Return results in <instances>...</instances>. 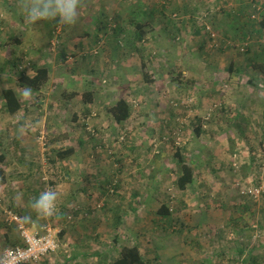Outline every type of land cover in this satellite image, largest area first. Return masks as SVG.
<instances>
[{"label":"rangeland","instance_id":"1","mask_svg":"<svg viewBox=\"0 0 264 264\" xmlns=\"http://www.w3.org/2000/svg\"><path fill=\"white\" fill-rule=\"evenodd\" d=\"M183 1L193 3L195 11L188 22L201 27L194 34L181 29L185 15L175 7ZM218 1L83 0L77 22L67 26L55 20L29 24L17 7V0H0V167L4 172V178L0 176V197L4 205L19 212L9 204L8 194L15 192L17 199L29 205L45 188L60 193L56 215L40 223L55 229L57 246L50 255L43 256H50L49 261L43 263L39 261L41 257L32 264H97L103 259L109 264L124 245H137L147 264H172L180 260L174 258L177 248L192 244L190 234L180 230L182 225L175 220L178 214L189 216L191 210L197 218L210 201L206 197L233 196L238 194L234 187L237 181L255 184L264 178V95L247 87L248 69L240 73L244 72L243 65L230 60L234 67L229 70L230 62L223 59L233 54L238 59L237 54L247 56L249 51H243L244 45L236 42H222L226 26L216 17V10L214 18L218 23H213L214 12L210 10L211 3L216 6L224 0ZM229 1L235 7L239 0ZM254 4L258 0H243L240 5L248 10L246 19L254 35L260 34L259 38L264 39V30H255L257 21L264 17V8L254 11ZM133 18L141 22L138 27ZM133 24L140 33L138 49L148 53L146 59L154 63L152 66L149 62V73L154 76L153 67L163 70L156 72L154 83L141 87L131 82L132 74L116 72L117 60L106 62L112 46L117 53L135 47L122 36L133 31ZM95 29L100 35L109 34V39L119 31L116 35L121 33V39L108 43L99 37L91 45L77 48L79 39ZM62 48L66 49L63 59L59 56ZM169 51L186 54L182 65L168 69L171 62L167 60L168 66L159 68L157 60L162 65ZM214 61L217 66L212 65ZM20 65L25 68L19 69ZM33 66H47V79L39 90L33 91L30 102L22 101L18 95L22 86L17 80L22 71L33 74ZM189 66L191 71L183 77L185 80L172 81L178 70ZM87 78H93L92 87L85 84ZM9 87L22 103L13 115L2 109L1 92ZM91 88L93 102L82 108L73 93ZM121 93L135 106L127 120L114 123L105 109ZM248 100L254 102L251 107ZM170 110V120L165 126L159 124L164 111ZM24 121L36 126L20 135L17 129ZM150 123L154 128H148ZM197 126L199 134L195 132ZM173 134L180 135V146L168 137ZM162 136L168 140L159 142ZM154 143L159 149L157 154ZM176 146L194 173L193 182L184 190L175 185L179 172L173 154ZM69 147L75 149L73 154L56 157L57 150ZM234 152L239 157L235 166ZM99 163L114 171L113 179L118 183L113 191L112 179L96 170ZM7 176L12 178L8 180L12 184ZM189 195H196L194 202L184 201ZM244 199L257 200L260 204L256 209L262 210L263 228L238 240L250 246L244 250L246 253H252L256 245H264V194L253 200ZM164 204L169 211L167 229L163 226L165 217L158 213ZM247 205L246 211L253 210L250 203ZM11 230L18 232L15 227ZM4 233L5 227L0 226V253L9 246ZM198 237L207 239L209 235ZM221 238L226 241L224 236ZM192 245L196 255L203 257L204 251ZM257 252L259 259L255 264H264V248ZM247 258L243 259L245 264Z\"/></svg>","mask_w":264,"mask_h":264},{"label":"crops","instance_id":"2","mask_svg":"<svg viewBox=\"0 0 264 264\" xmlns=\"http://www.w3.org/2000/svg\"><path fill=\"white\" fill-rule=\"evenodd\" d=\"M103 1H106V0H103ZM241 1L243 2V0H241ZM241 1L239 0L236 3V6L234 7L233 4L229 0H224L221 2L220 5L214 6L213 4L219 3L220 1L213 0V4L212 3L210 4V6H211L210 10L212 12H214L213 13V15H214L213 16V23L214 22L218 23V19H221V20H223L222 23L226 26L225 31H227V34L225 35V39L222 42L233 41L232 44L234 42H236V45H238V46L239 45L240 46L241 45H249V47L248 46L245 47V51H249V54H247V56L242 55V54H237V55H239L238 59H234V58H236L235 57L236 55L233 54L231 56L230 55L224 56L223 59H224V61H227L230 63L232 62L230 60H233V61L236 60L240 66L243 65V67H241V68L244 69V72H240V73H245L246 69H248V73H247L249 75L248 78L251 80H254L253 83L255 86H250V85H252V84H250L247 87L250 89H256V90L258 89L264 95V39L259 38L260 34L254 35L255 33L252 30V26L250 25V21H248L246 19V14H247L248 10L246 9L245 5H240ZM255 1H257V0H255ZM263 1L264 0H258V4H254L255 10L254 9L253 10L259 11L261 9V7L264 8ZM192 5H193V3H186L185 1H183V2H180L179 7H175V9H179V11H181V13H183L185 15V17H183L184 19L182 21L183 24L181 23V29L182 30L185 29V31L187 30V32H193L192 34H194L195 30H192L193 25H190L188 22L189 20H191V15H193V13L195 11V9H193ZM215 10L217 13L216 17L218 19L214 18L215 17ZM217 10H219V13H221V15H219ZM218 16H220V18ZM247 17H248V15H247ZM132 22L135 25H137V27L141 23L140 21L134 20V18H133ZM53 24H56V22H53ZM134 24H133V26H134L133 31L130 30V33L127 35L122 33V36H124L126 38V41L128 42V44H132V46L135 45V47H131V49H125L123 51L121 50L119 53H117L118 51H116L114 46H112V48L110 50V55L107 57V61H106V62H109L110 59H112L111 61L117 60V61H115L117 64V68H118V70L116 72L121 73L122 71H125L129 74H132V77H133V75L137 76L139 71L142 69L143 64L145 66V69L148 72H150L148 70L149 69V62L152 63V66L154 65V63L152 61H149L146 59V56L148 55V53H144L143 50L138 49V48H140L139 44H138L139 43L138 39L140 38V33H138V31L136 30ZM209 26H207V27H209ZM256 28H258V29L260 28L259 23L257 26H255V30H257ZM117 33H115V35L112 36L113 39H109V36H110L109 34L100 35L99 32L97 33V30L95 29L93 33L87 34L86 37H81L78 41L79 44H77L76 47L77 48H83L87 43L89 45H91L92 41L94 42L96 40V38H99V37H104V39L108 43L112 42V41L115 42L117 39L118 40L121 39L120 38L121 33L119 35H116ZM256 33H259V32L257 31ZM192 34H190V35H192ZM182 35H183V33H182ZM193 36L194 35H192V38H194ZM249 36L251 37V40H250ZM183 40H185V37L182 39V41ZM140 41L144 42L143 39H141ZM183 43L185 44V41ZM165 45L168 46L169 50L171 49L168 44H165ZM199 46H201V44ZM242 48H244V47H242ZM221 51H223V50H221ZM65 52H66V49L62 48V50L59 53V56L61 57V59H63L65 57V54H66ZM222 53H224V52H222ZM172 54L174 56H172ZM157 56H159V54ZM165 56H166V58L162 59V65L159 62V59L157 60V62H156L157 66L159 68H161L162 66H164L166 68L168 66L167 60H169L171 62V64L167 68L172 69L175 66V69H177L178 63L181 64V60H184V58L186 57V54L180 55V54L175 53V52L170 53V51H169L168 53H165ZM171 58H173V59L171 60ZM86 59L88 60L89 58L87 57ZM124 61H126L125 65L123 63ZM212 65L217 66V64H215V61L212 63ZM225 66L226 65H224V67ZM44 67L47 68V66H44ZM88 67L89 66H86L85 68H88ZM189 69L184 68V67L181 68L184 76L191 71L190 66H189ZM47 70H48V68H47ZM99 70H102L101 67L98 69V72H99ZM153 70L156 71L158 74L161 71H163L161 69H155L154 67H153ZM32 72L34 74V71H32ZM48 72H49V70H48ZM156 72L154 73V77L156 75ZM27 74L33 75V74H30L29 72H27ZM157 75H156L155 79L157 78ZM252 77H253V79H252ZM260 78H261V80H260ZM92 80H93V78L85 79V84L86 85L90 84L92 87ZM139 85H138V87H139ZM134 86H135V84H134ZM9 88H11V87H9ZM240 95H243V93L242 94L240 93ZM261 97H262L261 100H264V97L263 96H261ZM246 103L250 107L254 104V102L252 100L251 101L248 100V102H246ZM258 105H260V104L256 103V106H258ZM80 106L82 108H87V104L83 103V102H80ZM244 112L248 113L247 110ZM260 114H263V112L260 111ZM248 116H250V115H248ZM80 166H82V165H80ZM134 166L135 165H133V167ZM146 166H149V165L146 164ZM133 167L131 168V171L134 170ZM85 170H86V168H85ZM96 170L99 172L100 175L104 174V176H107L106 179L108 177H109L108 179H113L114 171H112V169L110 167L108 168L104 164L99 163L97 165ZM107 171H109L110 173ZM120 179L121 178H119V181L121 182L122 180H120ZM8 180H12V178H10V176H7V181ZM257 181L258 180H256L254 182V180H253L252 183L253 182L256 183ZM8 182H10L12 184V181H8ZM9 184L7 183V185H9ZM14 195L8 194L9 204L13 205L16 209L19 210V212H17V211H14V212L19 213L21 215V217L31 213V209L29 208V205L27 203H24L23 201H20L19 199H17L18 196L16 195L15 192H14ZM195 197H196V195L186 196V199H184V201L185 202H194ZM206 198H208V200H210V201H207L208 204L206 205V207H204L205 211L200 212V214H199L200 216L198 215V217L196 218L194 215V211L189 210L188 211L190 214L189 216L178 214V217L175 219L179 224L182 225V229H180V230L187 231V233L190 234V243H192L193 245H197L198 250L200 249V250L204 251L203 257H199L198 255H196L197 252L194 251V249H191L192 244L188 245V246H184V244L181 243V244H183L181 246L183 247V249L185 251H183V249L177 248L176 253L174 252V258H178L180 260L175 261L172 264H201L203 261H205V262H203V264H245L243 262V259L245 257H248L247 258L248 264H255L259 259L258 258L259 253L257 251L264 248V245L260 244L257 246L256 244L259 241L258 240L255 243L256 247L254 248L253 252L252 253H246V251L249 250L250 246L247 247L246 243H240V242H238V240H240V241L244 240L245 235L247 233H250V234L256 233V231L258 229L260 230L263 228L262 223H261V221L263 222V219L261 217L262 210L256 209V208H258L260 202H258L257 200L252 201V202L251 201L247 202L244 198H241L236 193L233 196L232 195H223V196L212 195V197H206ZM248 203H250V206L253 208V210L251 209V211H246V208H248V206H249V205H247ZM181 205L184 206V203H181ZM188 209H190V207H188ZM249 209H250V207H249ZM31 214L33 216L34 222L33 223H25L23 221L24 225L28 228L32 227L31 229H36V228L40 229L42 227V226H40V223L43 220L36 217L35 213H31ZM259 214H260V217L258 216ZM257 219H258V221H257ZM167 220L168 219L165 218V221H164V228L165 229H167V223H168ZM252 230H254V231H252ZM257 232L259 233V231H257ZM11 233H13V236H8V238H11V241L16 242L15 244H18L20 242L19 233L18 232L15 233L14 231H11ZM7 234H10V232H8ZM195 234H197V236ZM200 234H206V235H209V237L207 239L206 238H200L199 239L200 236L198 237V235H200ZM223 236L226 239V241H224V239L221 238ZM205 241H206V244H205ZM165 249H167V247H165ZM244 250H246V251H244ZM48 255H50V253ZM252 256H254V257H252ZM50 258H51L50 256L42 257L39 261H42L44 263L45 260L47 262L50 260ZM215 259H218L219 261L216 260L215 263H213ZM27 264H32V263H27Z\"/></svg>","mask_w":264,"mask_h":264},{"label":"trees","instance_id":"3","mask_svg":"<svg viewBox=\"0 0 264 264\" xmlns=\"http://www.w3.org/2000/svg\"><path fill=\"white\" fill-rule=\"evenodd\" d=\"M258 23L260 25V28L262 30H264V17L260 18L258 20ZM47 25H49V24H47ZM193 25L194 26L192 27V30H195V32H197L201 29L200 24L196 23ZM136 27H137V25H136ZM24 64H26V63H24ZM31 66H32V64H31ZM232 67H233V65L230 63L228 69L232 70ZM18 68L23 70V68H25V67H22V65H20ZM33 68H34V70H33L34 74L33 75H29V74H27L26 71H22V72H20V75H19L17 81H18V84L20 86H22V87L28 86V87H31V89H33V91H36V90H39L44 85V82L47 79L48 70H47V68H45L43 66H37V67L33 66ZM136 77H137V79L132 77L131 82H133L135 84V86L140 84L139 87H141V84L146 86V85L154 83V81H155V77L145 69L144 64L142 65V69L139 71V73L137 74ZM183 77H184V75H183L182 71L178 70L177 76L173 77L172 81L176 82L178 80H185V79H183ZM253 82H254V80L248 79L246 81L247 86H249L250 84H252L250 86H255ZM127 87L124 88V91H126L128 89ZM1 94H2V99H3L2 109L5 113L13 115L21 109L22 103H21L20 99L18 98L14 89L4 88L1 92ZM93 95L94 94H93L92 88L87 89L86 91L73 93L74 97H76L80 102H83L86 104H91L93 102ZM171 102H172V100L169 101V103H171ZM134 106H135V103L130 104V102L128 100H126L121 93L119 95V97L117 98V100L115 101V103L106 107L105 111H106L107 116L110 118V121H113L114 123H122L123 121L127 120L131 116L132 107H134ZM171 113H172L171 110L170 111H164V115L162 116L163 119H161L159 121V124L161 123L165 126L166 123L170 120ZM153 125L154 124L150 123L148 128L149 129L154 128ZM195 132H196V134H199V132H200L199 126L195 127ZM178 134H180V133H178ZM178 134L175 136L173 134V135L168 136V137H170L173 142L175 140L176 144H179V146H180L181 142L183 143V141H182V139L177 140ZM168 137L162 136L159 139V142L167 141ZM154 145H155V143H154ZM155 146H156V149H154V151H156V154H157V153H159V149H157V145H155ZM97 147H100V145L98 144ZM74 150L75 149L73 147H69V148H65V149H61V150L59 149L56 151V157L59 159L65 158V157L73 154ZM173 154L175 157V164L178 166V170H179L178 175L176 176V179H175V185L177 188L184 190L186 188V186H188L194 180L193 169H192L191 165L188 164L184 160V157L181 153V148L176 146ZM2 159H3V156L0 157V161H2ZM0 176L2 178H4V172H3L2 167H0ZM116 183H118L117 179H112V181L110 182V185L112 184L111 188H113V189H111L112 191L114 190ZM242 183L244 185H251V183L250 184H245L244 182H242ZM234 187L235 188L237 187L236 183L234 184ZM238 195L241 196L239 191H238ZM243 198H245V197H243ZM13 211H15V210H13ZM158 213L166 218L167 215H169L168 207L165 204L161 205L160 209H158ZM17 214H19V213H17ZM0 226L5 227V233L4 234H5L6 240L8 241V245L9 246L15 245L16 242L11 241V238H8V236H10V234H7L9 232V230L12 231L11 229L14 226L13 225L12 226L7 225L6 223H4L3 220L0 221ZM61 232H63V231H61ZM20 243H21V241L19 242V244ZM104 262L105 261L103 259L101 262H99L97 264H100V263L106 264V262L105 263ZM109 264H147V262L143 258L142 254L140 252V249L137 245H124V246H121L118 248L116 256L111 259Z\"/></svg>","mask_w":264,"mask_h":264},{"label":"clouds","instance_id":"4","mask_svg":"<svg viewBox=\"0 0 264 264\" xmlns=\"http://www.w3.org/2000/svg\"><path fill=\"white\" fill-rule=\"evenodd\" d=\"M83 0H17V7L29 24H35L43 20H56L61 25L72 26L77 22ZM18 95L22 101L33 99V89L24 86L19 89ZM31 122L24 121L17 129L20 135H24L31 128ZM60 193L52 188L42 191L38 197L29 202L31 213L39 219L51 218L57 213V201ZM29 213L21 219L25 223H33V216Z\"/></svg>","mask_w":264,"mask_h":264},{"label":"built area","instance_id":"5","mask_svg":"<svg viewBox=\"0 0 264 264\" xmlns=\"http://www.w3.org/2000/svg\"><path fill=\"white\" fill-rule=\"evenodd\" d=\"M254 17V16H253ZM213 37V33H210ZM245 45L243 50H245ZM209 117V115H207ZM206 117V118H208ZM93 133V130L91 131ZM180 135L177 140H180ZM261 147V152H264V141ZM233 165L235 166L238 154H232ZM239 166V165H238ZM236 188L239 193L249 199H256L264 194V178L261 177L255 184L244 185L242 181L236 182ZM49 189V188H48ZM47 190V188H45ZM0 215L4 223L14 226L20 237L21 243L12 246H7L0 254V264H27L38 261L41 257L54 251L56 244V231L50 224L43 225L40 229L31 230L26 227L21 219V216L14 212L8 206L2 203L0 197Z\"/></svg>","mask_w":264,"mask_h":264}]
</instances>
